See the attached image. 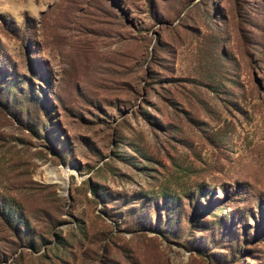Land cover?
<instances>
[{
    "label": "rangeland",
    "instance_id": "1",
    "mask_svg": "<svg viewBox=\"0 0 264 264\" xmlns=\"http://www.w3.org/2000/svg\"><path fill=\"white\" fill-rule=\"evenodd\" d=\"M0 264H264V0H0Z\"/></svg>",
    "mask_w": 264,
    "mask_h": 264
},
{
    "label": "bare ground",
    "instance_id": "2",
    "mask_svg": "<svg viewBox=\"0 0 264 264\" xmlns=\"http://www.w3.org/2000/svg\"><path fill=\"white\" fill-rule=\"evenodd\" d=\"M70 173V172H69ZM64 182V184L66 185L67 184V180H65V181H63Z\"/></svg>",
    "mask_w": 264,
    "mask_h": 264
}]
</instances>
